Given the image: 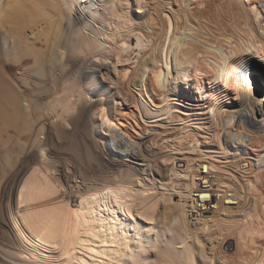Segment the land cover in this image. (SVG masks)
<instances>
[{
	"label": "bare ground",
	"instance_id": "6f19581e",
	"mask_svg": "<svg viewBox=\"0 0 264 264\" xmlns=\"http://www.w3.org/2000/svg\"><path fill=\"white\" fill-rule=\"evenodd\" d=\"M80 1L84 0H0V138L3 140V142L0 140V143L11 144L18 156L17 160L13 159L14 161L11 162L4 160L2 163L3 167L5 166L4 169L11 167L16 170L11 174L10 172L1 173L3 170L0 172L3 174H0V193L4 181L7 178L10 179L13 191L17 193L18 206L12 223H14L18 235L16 238L20 239L22 244V246L20 244L21 249H13L12 244L11 248L0 244V264H226L224 261L222 262V259L220 261L218 256L209 254L207 249V244L212 239L217 241L220 236H223V231L218 227L220 224H216L214 219H209V209L217 208L219 212L222 209L221 212H223L225 204L238 205V200H241L242 196H240V189L238 190L234 186L235 184L231 185L230 182L227 183L224 180L223 187L220 186V190L217 189V191L226 192L227 195H222L223 202L217 198L218 195L216 196V193L214 194V191L212 192L210 189L212 185L208 186L210 184L209 174L211 175V171L216 169L217 165L214 166L215 164L200 163L198 171L193 174V182L179 186L165 184L169 179L168 170H161L154 164L147 165L145 171L154 177L161 187V191L157 193L160 213H157L159 209L155 204L150 206L146 204V198L156 193L155 188L134 178L119 179L90 187L83 192H78L77 200L68 199L63 194L48 168L35 165L32 170L24 173L22 180L17 183L16 177L20 174L21 157L34 144H36L34 148L41 147L40 142L41 139H44L45 125H41L40 129L37 126L39 121L45 117L46 111L52 110L57 115L56 121L57 119L64 120L76 109L72 96L78 98L76 101H80L85 97V95L82 97L84 93H81V89L90 88L92 91L91 88L98 86L95 74L81 70L72 80L73 83L69 85L70 91L64 92L66 95L69 94L64 101L60 96L61 99H54L55 102L50 103L51 106L49 105L50 110L43 102L36 101V99L47 98L50 92H54L56 88L60 87L58 71L62 67L65 70L64 55L59 56L61 53L58 54L60 47H65L68 53L69 51L75 53L76 50L78 52V49L85 47L94 54V57L97 56L99 61H108L109 55L102 50H94L93 38H90L92 32H88L89 36H83L84 34H80L82 32H77L74 35H68V37L71 36L68 41H62L60 29L63 13L59 10ZM111 1L114 4L117 0ZM137 1L139 9H142L143 0ZM231 1L228 0V7L231 6ZM240 1L244 4V0ZM187 2L189 1L184 0L186 7H188ZM258 2L259 6L255 5L247 12L253 22L258 24V27L250 25L249 15L247 16L246 13V16L241 19L242 23L239 22V26L232 25L231 32L221 33V30L217 29L221 34L215 36V40L202 41L201 36L195 35L198 29L190 26L187 21L181 36L171 39L172 46L169 45L166 50L162 42L157 45L156 50L158 49L159 53L164 54L166 50V62L160 59L161 62H164L161 65L158 59L160 55L156 57L153 54L138 68L133 86L140 89L141 98L145 89L144 85H146V94L153 92V89L156 88L164 92L169 81L170 63L167 59L170 58L172 69L177 73L176 88H180L183 95L191 98L197 95L202 97L205 91L211 89L217 102L226 100L221 104H216L213 111L220 119V127L218 130L216 128L217 134H215L219 147L223 150H231L233 156L241 162L250 160L245 147L256 149L254 151L258 152V157L255 161L257 167L261 169L264 167V99L261 100L256 96L253 87L256 77L264 80V20H260L264 18V0H258ZM239 6L237 5V7ZM181 7L183 8V6ZM88 9L93 17L96 18L99 15V10L94 3L88 4ZM55 12L59 13L55 14ZM123 14L126 20L123 19V23L131 24L132 19L128 10H125ZM53 15L52 21H45V24L47 22L50 25L48 26L49 30L46 29L49 33H45L47 35V39L45 38L46 48H38L35 43L29 44L27 31L33 26H40L39 22L44 21L42 19ZM118 17L120 18V16ZM120 24L121 22H119V26H116V28L118 27L117 31L112 34L114 42L121 38L117 62L122 54L129 50L128 35L134 31L130 28L127 29V33H123ZM200 31L204 32V29ZM209 32L208 34H210ZM203 34L205 35L207 32ZM137 38L138 46H141L142 38L141 36ZM36 39L40 41V38L36 37ZM104 41L105 44H108V41L105 39ZM112 69L115 72L117 65L113 64ZM17 72H20V75ZM34 74L37 77H34ZM45 84L48 85L44 87ZM106 92H101L100 96L104 98ZM232 98L235 100V104L230 105L227 100ZM59 101L60 103H58ZM113 102H115V98L107 96L103 105L95 111L98 117H93V133L97 138L98 145L107 155L118 159L131 157L139 159V153H134L136 143L129 138V140L124 138L122 129L116 123L114 118L116 106ZM142 107L144 117L155 118L156 112L150 111L144 103H142ZM59 125L57 129H60ZM52 130L54 131L53 128ZM223 130H225V136L222 141L220 134ZM61 138L63 137L58 136L60 146L63 145ZM199 143L194 135H185L184 144L189 148L197 150ZM3 148L5 149V147ZM7 152L5 153L7 154ZM12 154L11 157L14 156ZM43 156L44 154H42V160H44ZM253 182L254 180L249 181L247 188L255 198L254 204L255 206L259 203L264 204V197L262 195L260 197L258 193L260 189ZM173 197H177L178 201L174 203ZM260 212L263 214V224H260L259 220H257V224L256 221H253L256 224L254 227L246 221L249 223L246 225L247 227H244L247 233H240L241 237L238 236L241 238V242L243 241L242 243L249 239L248 235L251 237L259 235V233L262 234L261 232L264 233V205ZM213 217L215 218V216ZM219 222L222 223L220 220ZM217 229L219 232L216 231ZM224 229L223 227L222 230ZM237 229L239 230V228ZM240 232L243 233L242 229ZM2 237L4 238V236ZM214 240L213 242H216ZM215 247L219 248L218 245ZM256 264H264V259L261 258Z\"/></svg>",
	"mask_w": 264,
	"mask_h": 264
},
{
	"label": "rangeland",
	"instance_id": "374dc122",
	"mask_svg": "<svg viewBox=\"0 0 264 264\" xmlns=\"http://www.w3.org/2000/svg\"><path fill=\"white\" fill-rule=\"evenodd\" d=\"M188 1V7H186L184 0H143V7L142 9H139L137 0H119V4L118 0L114 4L111 0H84L75 2L74 4H70L69 7H63L61 10H59L63 13L60 29V36L63 37V42H66L68 39H70L71 36L68 37V35H74L77 32H82L80 33L81 35L84 34L83 36H89L88 32H92L90 38H93L94 50H102L105 54L109 55V58L108 61L105 60L104 62H101L98 60L97 56L94 57V54L89 52L85 47L80 48L81 50L78 49V52L76 50L75 53L70 51L68 53L65 47H62L63 49L60 47L59 51L62 49L61 51L63 53L58 51V54L61 53L59 56L64 55L63 65L65 63V70H63L62 67V69L58 71L57 75L60 79V85L58 84L60 87L57 86L58 88L54 90L55 93L50 92L47 98L42 100L36 99V101L43 102L44 105H47L46 108H49L52 102H55V100L60 97H62V101H64L69 95H66V93H68L67 91H70L69 85L73 83L72 80H74L81 70L95 74L97 81L96 83L98 86L97 88H91L92 91L90 88L85 90L81 89V93H84L82 94V97L85 95L83 99H80L81 102L79 100V102L76 101L78 98L72 96L75 102V104H73V100L70 97L69 99H71L72 104L76 109L71 114L67 115L64 120L57 119L56 121L57 115H55L52 110L48 112L46 111L45 117L39 121V125L37 126L40 129L41 125H45V131L43 134L44 139H41L40 142L42 151L40 150L41 147L39 148L36 146L34 148V145H36L34 144L31 146L32 148H29L27 152L28 154L25 153L24 156L21 157L22 159L19 168L20 174L18 177H16V181L19 183L24 176L23 174L32 170L35 165L44 167L45 169L48 168V170L51 172L52 178L61 188L63 194L68 199L77 200L78 192H83L90 187L103 185L107 182L116 181L119 179L127 180L134 178L138 181L140 180V182L148 186L155 188L156 193L151 194L146 198V204L147 206L155 204V206L158 208L160 204L158 202L157 193L161 191V187L158 181L145 171L147 165L154 164L161 170H168L169 179L165 184H169V186L170 184L171 186H179L181 184L193 182V174L198 171V166L200 163L207 162L212 163L213 165L215 164L214 166L217 165L216 169L213 170V172L211 171V175L209 174L210 184L208 186L210 187L212 185L210 188L212 192L214 191L213 193H216V196L218 195L217 198L223 202L222 195H225L226 192L222 193L218 191L220 190L219 187H223V184L226 181L227 183L230 182L231 185L235 184L234 186L238 190L240 189L239 192L240 196L242 197H240L241 200H238V205L225 204L223 212H221L222 209H220V212L217 208L209 209V219H214L217 222L216 224H220V226H218L220 228L219 230L223 231V236H220L217 241L216 239H212V241L207 244L209 254L211 253V255L216 257L218 256L217 258L220 259V261L222 259V262L224 261L226 264H256L261 258L264 259V233L261 232L262 234L259 233V235L256 234L252 235L251 237L248 235L249 242L248 240H244V243H242L243 241L241 242V238L238 236L241 237V234L247 233L244 230V227L249 224L247 222H250V225L254 227L258 223L257 220H259V222L261 221L260 224H263V214L260 212V209L264 204L259 203L255 206V198L252 197V193L248 191L249 189L247 187L249 186L248 182L254 180L253 183L255 186L260 189L258 190L260 192H257L260 194V197L261 195L264 197V167L261 169L257 167L255 159L258 157V152L254 151L256 149L245 147L244 149L250 156V160L241 162L239 159H236L237 157L233 156V152H231V150H223L219 147L218 139L215 138V134H217V130L220 127V119L213 111L215 110L216 104H221V102L226 100L217 102L215 96L212 93L213 90L211 89L205 91L202 97L197 95L196 97L191 98L183 95L180 91V88H176L177 73L172 69L170 58L167 59V61L170 63L169 81L166 84L164 92H161L156 88L153 89V92L146 94V85H144L145 89L142 92L143 94L141 98V94L139 93L140 89H137V87L133 86L134 76L136 75L138 68L146 60L153 56V54L156 57L160 55V58L158 59L161 65L164 64L163 61L166 62V50L169 45L172 46L171 39H177L181 36V34L184 32V26L186 23L189 22L190 26L198 29V34L195 33L196 31L194 33L195 35L201 36L202 41L215 40L214 38L215 36L217 37L218 34L220 35L225 31L231 32L233 29L232 25L239 26V24L242 23L241 19L243 16H246V13L249 11V9L255 5L259 6L258 0H244V4H242V1L240 0H237L238 2L236 0H232L233 2L231 1V6L229 5V7L227 5L228 0ZM235 1L236 4L234 3ZM91 2L94 3L99 10V15L96 18L92 16V13L88 9V4ZM125 4H128V8H126L127 6ZM237 5L240 6L237 7ZM181 6H183V8ZM125 10H128V14L132 19L130 21L131 24L129 23L128 25L123 23V19L125 20L123 14ZM58 13L59 12H55V14ZM65 14L67 15L65 16ZM248 15L249 13H247V16ZM118 16H120V18L122 16L123 17L120 19ZM53 19L54 15L49 18L42 19L44 21L39 22L41 27L33 26L29 31H27V35H29L30 40L29 44L35 43L38 48H46V34L49 33L48 26H50L47 22L52 21ZM248 19H250L251 26L256 25V27H258V24L253 22V19L250 17V15ZM260 20L263 21L264 18H261ZM45 21H47V26ZM119 22L122 24H120V26H122L123 33H127L130 28L134 29V31L133 33L130 32L128 35L130 45L129 50L123 53V57L121 56L119 62H117L121 38H118L114 42L112 34L117 31L116 29H118V27L116 28V26H119ZM203 29L204 32H207V34L204 35V32L200 31ZM217 29H220L221 33H219V30L217 31ZM40 31L42 32L40 33ZM208 32L210 34H208ZM43 35L45 36L42 37ZM138 36H141L142 38L141 46H138ZM36 37L38 39L40 38V41L37 40ZM104 39L108 41V44H105ZM32 41L34 42L32 43ZM161 42L166 48L164 54L159 53L158 49L156 50L157 45H159ZM10 43L11 41L9 39V44ZM96 46L98 47L95 48ZM160 59L163 61L161 62ZM113 64L117 65L115 72L112 69ZM29 68L32 69V67ZM17 73L20 75V72ZM33 76L37 77L35 74ZM46 85L48 84L43 86L45 87ZM255 86H258L264 91V80L260 77H256V81L253 86L254 91ZM152 88H154V86H152ZM65 91L66 93H64ZM105 91H107L106 95L104 98H102L100 94L101 92ZM62 92L63 96L65 97L62 96ZM215 92L217 91L215 90ZM56 96L58 97L56 98ZM107 96H113L115 98V102H113V104L116 106L114 118L116 123L122 129L124 138L127 140L131 139L132 142L136 143V149L134 153H139V159L134 157L118 159L114 156L107 155L106 152L98 145L97 138L93 133V119L98 117L95 111L103 105ZM260 99L263 100L264 96ZM227 101L230 105L235 104V100L233 98ZM58 103H60V101ZM142 103L147 105V107L150 109V111H153V113H158L154 114L155 118L153 117L152 119H147L144 117V112H142ZM58 125L60 126V129H57ZM59 133L60 135H58ZM186 134L191 136L194 135L195 138L197 137L200 142L197 150L189 148L188 145L184 144ZM58 136L63 137L61 138L63 141V145L61 146L58 144ZM224 136L225 130H223V132L220 134V139H222V141ZM0 140L3 142L1 138ZM0 146V150L2 149L0 151V167L2 166L0 172L3 170L1 173L10 172L11 174L16 170V168L9 167L6 168V170L4 169L5 166L3 167L2 163L4 160H10V162L14 161L13 159L17 160L18 156L11 144L4 145L3 143H0ZM3 147H5V149ZM7 149L10 154L7 152ZM5 152H7V154ZM11 154L14 156L11 157ZM42 154H44V160L41 159ZM190 174L191 176H189ZM6 180L1 187L2 192L0 193V244L6 247L9 246L8 248H11L12 244L13 249H21L22 244L20 239L18 240V238H16L18 235L16 233L14 223H12L13 216L16 214L18 207L17 193L13 191V184L10 182L11 180L8 179L7 183H5ZM223 181L224 183L222 184ZM217 189L219 190L217 191ZM226 191H228V189ZM175 201H178L177 197H173V202L175 203ZM251 208L254 210L252 211ZM158 209L159 211H157V213H160L161 208ZM213 216H215V218ZM257 217H259V219H257ZM219 220L222 221V223L219 222ZM253 221H256V224ZM221 227L222 229L223 227L225 229L222 230ZM237 228H239V230ZM241 229L243 233L240 232ZM226 230L229 232L227 233ZM216 231H218V229ZM2 236H4L6 240ZM213 240L216 242H213ZM211 244L213 245L211 246ZM217 245L219 248L215 247ZM210 250L212 251L210 252Z\"/></svg>",
	"mask_w": 264,
	"mask_h": 264
},
{
	"label": "water",
	"instance_id": "95a60500",
	"mask_svg": "<svg viewBox=\"0 0 264 264\" xmlns=\"http://www.w3.org/2000/svg\"><path fill=\"white\" fill-rule=\"evenodd\" d=\"M255 93L259 98H262L264 96V91L258 86H255Z\"/></svg>",
	"mask_w": 264,
	"mask_h": 264
}]
</instances>
